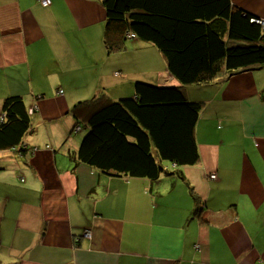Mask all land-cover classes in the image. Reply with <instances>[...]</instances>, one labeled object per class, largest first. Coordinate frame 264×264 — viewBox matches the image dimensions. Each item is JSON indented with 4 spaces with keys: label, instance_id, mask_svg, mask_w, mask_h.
<instances>
[{
    "label": "crops",
    "instance_id": "crops-1",
    "mask_svg": "<svg viewBox=\"0 0 264 264\" xmlns=\"http://www.w3.org/2000/svg\"><path fill=\"white\" fill-rule=\"evenodd\" d=\"M105 22L102 0H0V118L10 95L36 107L35 152L0 150V264H264V66L186 88L200 160L167 163L181 176L106 175L78 161L72 107L179 82L151 43L109 52Z\"/></svg>",
    "mask_w": 264,
    "mask_h": 264
},
{
    "label": "trees",
    "instance_id": "trees-1",
    "mask_svg": "<svg viewBox=\"0 0 264 264\" xmlns=\"http://www.w3.org/2000/svg\"><path fill=\"white\" fill-rule=\"evenodd\" d=\"M102 3L107 50H124L134 38L151 43L179 83L138 80L133 96L113 98L101 92L76 103L70 110L75 118L74 132L82 134L76 157L110 176L151 180L164 173L181 176L179 170H169L167 163L187 166L200 160L196 125L203 103L190 101L186 88L218 83L263 67L264 27L253 20L257 15L232 0ZM51 4L52 0L49 5L41 3L44 7ZM33 108L27 107L21 95L4 99L0 150L15 149L20 155L35 152L24 141L33 132Z\"/></svg>",
    "mask_w": 264,
    "mask_h": 264
},
{
    "label": "built area",
    "instance_id": "built-area-1",
    "mask_svg": "<svg viewBox=\"0 0 264 264\" xmlns=\"http://www.w3.org/2000/svg\"><path fill=\"white\" fill-rule=\"evenodd\" d=\"M43 5H49L51 3V0H39ZM253 20H256L258 23H260L261 25H263L264 27V18L263 17H258L257 19H253ZM117 74L119 72H116ZM34 109V108H33ZM32 109V110H33ZM36 150V149H35ZM212 177H216V175H211ZM85 234L90 236L91 235V231L90 230H87L85 231Z\"/></svg>",
    "mask_w": 264,
    "mask_h": 264
},
{
    "label": "clouds",
    "instance_id": "clouds-1",
    "mask_svg": "<svg viewBox=\"0 0 264 264\" xmlns=\"http://www.w3.org/2000/svg\"><path fill=\"white\" fill-rule=\"evenodd\" d=\"M258 17H260V16H258ZM34 150H35V148H34ZM87 231V230H86Z\"/></svg>",
    "mask_w": 264,
    "mask_h": 264
},
{
    "label": "rangeland",
    "instance_id": "rangeland-1",
    "mask_svg": "<svg viewBox=\"0 0 264 264\" xmlns=\"http://www.w3.org/2000/svg\"><path fill=\"white\" fill-rule=\"evenodd\" d=\"M148 82V81H147Z\"/></svg>",
    "mask_w": 264,
    "mask_h": 264
}]
</instances>
